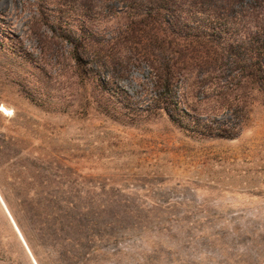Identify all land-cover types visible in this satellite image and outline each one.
Segmentation results:
<instances>
[{"label": "rangeland", "instance_id": "1", "mask_svg": "<svg viewBox=\"0 0 264 264\" xmlns=\"http://www.w3.org/2000/svg\"><path fill=\"white\" fill-rule=\"evenodd\" d=\"M229 1L154 11L151 48L131 31L163 0H0V158L25 150L35 165L20 188L88 205L102 238L92 264H264V64L232 81L240 69L230 56L202 88L200 70L184 68L175 86L184 114L174 117L149 109L155 90L139 58L146 46L189 65L187 48L213 42L242 56L264 41V0ZM85 45L103 48L101 57ZM114 45L122 58L132 47L127 75L95 66ZM192 116L243 129L232 139L192 133ZM0 225L20 264H34L1 208Z\"/></svg>", "mask_w": 264, "mask_h": 264}, {"label": "trees", "instance_id": "2", "mask_svg": "<svg viewBox=\"0 0 264 264\" xmlns=\"http://www.w3.org/2000/svg\"><path fill=\"white\" fill-rule=\"evenodd\" d=\"M163 1L166 4L151 6L146 12H142L143 16L140 22L144 23L145 26V28L142 27V32L131 31L132 37L137 39L133 40L137 46L144 45L146 37V40L152 41L151 48L155 47L154 45L159 40L160 34L159 32H153V27H149L152 22L150 17L154 11L162 13L161 10L170 11L169 7L172 5L175 8L178 6L177 0ZM225 1L227 5L232 3L229 0ZM223 8L225 7L223 6ZM258 32L260 31L258 30ZM254 42H252V49L247 48L242 56L230 43L221 46L219 43L213 42L208 49L203 45L199 48H187L185 55L190 54L191 59H196V62L189 65L188 63L182 65L179 61L170 58L168 54H163V52V56L156 55L151 51V48L148 50L144 46L145 51L139 55V58L142 64L145 63L148 66L151 84L155 90V93L149 97V109H164L174 117L184 114V110L178 105L175 90L184 68L200 70L201 74L196 80V88L207 87L209 74L213 72L224 71L225 74V64L230 56L233 57V63L241 71L235 74L233 78L231 77L232 81L238 76H244V71L247 69H255V72L251 70V74L258 76L260 72H258L259 67L257 64L260 66L264 64V41L258 37L256 46H254ZM149 44L147 43V45ZM115 47L114 45L112 51L106 53L103 62L95 64V66L100 72L111 71L113 76L118 70L119 75H127V69L134 57L132 47H128L125 53L126 56L123 58L118 55L117 51L115 52ZM84 48L89 53L99 55L98 58L101 57L104 50L88 45H85ZM211 53L212 56L210 57ZM203 55H206L207 58H203ZM249 56L257 59L256 63L243 64V61L247 62ZM96 60L98 59L96 58ZM119 66L124 67V69L119 68ZM247 76L249 77V75ZM261 82L264 83V80L262 79ZM229 83L231 82L229 81ZM239 102H235L237 106L240 104ZM232 103L234 104V102ZM186 112L188 114V111ZM187 127L192 133L231 139L236 138L243 129L240 122H235L231 126L217 125L209 116L206 119L201 116H192ZM0 153H3L1 149ZM13 155H10L9 160L0 158V208L21 248L28 254L34 264V257L38 264H44L38 252L39 249L44 250L46 259H49V264H92V256L100 250L99 242L102 241V238L98 234V222L94 219H85L87 214L83 210H87L88 205L63 204L66 199L62 194L50 191V189L23 190L19 187V185L26 182L22 174L29 172L31 166H34L35 163L25 160L31 156L25 150H20L18 154ZM40 180L42 181L40 182L41 185H49L51 181L45 177H40ZM11 235L0 225V264H20L16 252L4 244V238L9 240Z\"/></svg>", "mask_w": 264, "mask_h": 264}]
</instances>
